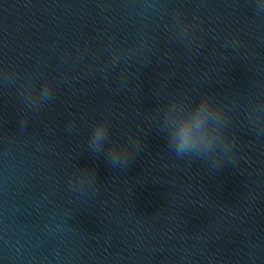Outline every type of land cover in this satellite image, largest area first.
<instances>
[{"label":"water","instance_id":"1","mask_svg":"<svg viewBox=\"0 0 264 264\" xmlns=\"http://www.w3.org/2000/svg\"><path fill=\"white\" fill-rule=\"evenodd\" d=\"M45 79L52 99L26 109L21 85ZM204 93L236 138L221 164L176 158L153 119L170 95ZM104 116L110 138L143 139L129 164L89 149ZM77 167L99 186L70 184ZM0 264H264V12L250 0H0Z\"/></svg>","mask_w":264,"mask_h":264},{"label":"clouds","instance_id":"2","mask_svg":"<svg viewBox=\"0 0 264 264\" xmlns=\"http://www.w3.org/2000/svg\"><path fill=\"white\" fill-rule=\"evenodd\" d=\"M256 15L264 12V0H250ZM177 17L183 14L177 12ZM182 35L191 33L193 26L181 23ZM113 59L119 56L113 53ZM34 75V74H30ZM6 79L11 81L6 75ZM21 96L26 98V109L43 108L52 99L53 85L48 79L38 90L31 80L21 85ZM225 105L214 99L212 95L204 93L198 100L188 97L170 95L166 103H157L154 111V120H158L157 131L167 141V150L176 158H188L212 161L221 164L231 154L236 156V138L229 132V117L225 112ZM28 112L24 111L22 123L27 122ZM107 145V147H105ZM88 147L93 155L103 154L104 158L113 167L117 168L129 164L131 158L143 150V139L128 135L127 140L121 142L109 136V121L106 116L96 122L88 140ZM235 163V159L231 161ZM228 165L224 164L223 166ZM222 168V167H221ZM221 168L217 169L219 171ZM73 174L70 184L79 182L80 185L93 184L97 187V173L95 169L79 168Z\"/></svg>","mask_w":264,"mask_h":264}]
</instances>
